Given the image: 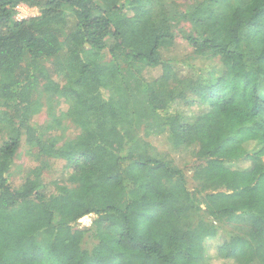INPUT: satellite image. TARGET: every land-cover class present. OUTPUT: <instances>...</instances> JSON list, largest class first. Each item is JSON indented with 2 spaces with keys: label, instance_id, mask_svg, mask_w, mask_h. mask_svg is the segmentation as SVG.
I'll list each match as a JSON object with an SVG mask.
<instances>
[{
  "label": "trees",
  "instance_id": "obj_1",
  "mask_svg": "<svg viewBox=\"0 0 264 264\" xmlns=\"http://www.w3.org/2000/svg\"><path fill=\"white\" fill-rule=\"evenodd\" d=\"M179 6L0 0V264H264V0Z\"/></svg>",
  "mask_w": 264,
  "mask_h": 264
},
{
  "label": "rangeland",
  "instance_id": "obj_2",
  "mask_svg": "<svg viewBox=\"0 0 264 264\" xmlns=\"http://www.w3.org/2000/svg\"><path fill=\"white\" fill-rule=\"evenodd\" d=\"M180 1V8H185V5L190 3L192 0H179ZM38 9L33 7V6H29L27 4H19L16 8V17L17 18H26L29 16H33L35 14L38 13L37 11ZM188 30H190V24L188 22H176L175 26H174V32L176 35V43L178 44V48H180L181 50H183L186 53H189L191 51V48L189 47V45L187 44V42L183 39V34L185 32H188ZM57 108V107H56ZM49 116L46 113V110H43L39 115H37L36 117V122L39 125H43V127L45 128V125H47V123L49 122ZM47 134L53 137H59L61 139L63 138H67L70 137V131L67 132H63V131H56V130H48ZM2 137H4L2 134H0V142ZM156 143L158 145H160L161 147L165 148L167 145L166 140H164L163 138H158L156 140ZM27 145L25 144V142L23 141L22 145L19 147L17 154L15 156L14 159V165L13 166V170H12V178L15 181L20 180L30 169V167L32 166L31 164L33 163V159L31 157H29V155H27L26 150H27ZM183 156V155H182ZM181 157V155L179 156ZM263 161H264V157H263ZM185 177L187 179V187L192 190L194 187V182L191 179V169H187L185 170ZM89 220L88 219H83V224H87ZM218 240H214V242H211L212 244V248L214 246V244L217 242ZM209 249V252L212 253ZM212 262L213 264H220V261L218 258L212 257Z\"/></svg>",
  "mask_w": 264,
  "mask_h": 264
}]
</instances>
